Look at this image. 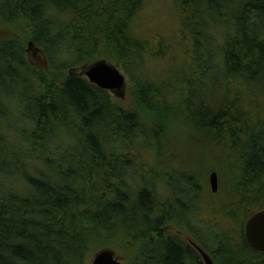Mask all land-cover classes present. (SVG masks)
Segmentation results:
<instances>
[{
  "label": "trees",
  "instance_id": "trees-1",
  "mask_svg": "<svg viewBox=\"0 0 264 264\" xmlns=\"http://www.w3.org/2000/svg\"><path fill=\"white\" fill-rule=\"evenodd\" d=\"M145 3L0 0V19L28 31L0 41V264H91L114 244H132L130 264H204L173 229L187 232L215 264H264L245 238V223L264 210V0H178L177 31L191 39L195 66L180 68L178 88L147 71V55L160 56L166 43L136 31ZM27 41L43 53L44 69ZM101 61L118 63L130 78L128 107L74 73ZM223 91L216 121L247 129L255 145L240 152L230 145L244 167L232 201L216 199L193 172L175 190L158 169L135 168L129 151L146 155L179 121L182 113L162 107L174 93L183 105L173 106L190 119L193 96L208 109L201 94ZM247 115L253 123L243 121ZM158 186L168 189L165 198ZM218 213L226 232L206 216Z\"/></svg>",
  "mask_w": 264,
  "mask_h": 264
},
{
  "label": "rangeland",
  "instance_id": "rangeland-1",
  "mask_svg": "<svg viewBox=\"0 0 264 264\" xmlns=\"http://www.w3.org/2000/svg\"><path fill=\"white\" fill-rule=\"evenodd\" d=\"M175 4L178 6V0H146L145 8L140 14L135 26L136 31L145 39L155 40L156 37H163V40L165 39L163 43L166 44L164 45L163 53L160 55L161 57L159 55L153 56V53L151 56L147 55V71L149 75H151V78H159L161 80L160 84L165 88H178L183 85L177 84L179 82V76L177 74L183 66L189 65L195 70V66L189 59L192 54L190 49L191 43H189L191 39L187 36L181 38L177 31L180 17L177 14L178 10ZM27 34L28 31L20 22L13 25V23L8 24L0 19V41L9 38L25 39ZM30 44L32 43L27 41L26 49L32 62L38 68L44 69L46 63L43 53L33 46V44L32 46ZM153 52H155V49H153ZM180 60L182 62H179ZM107 63L119 70L126 77L124 90L122 92L110 91V94L113 98L124 102L126 107H128L129 95L132 91L130 89L131 80L118 63L114 61H107ZM87 70L88 68L79 67L74 73L78 76L85 77ZM214 77L217 78V76ZM196 84L198 85L200 83L195 82ZM207 92L201 94V97L209 101L210 107L206 109L201 105L203 102L201 98L193 96V109L196 113L195 117L193 116L190 119L187 118L185 109L183 110L180 106L176 109L177 107L173 106L174 104L183 105V98L174 93L171 105H163L162 107L171 110L173 114L175 110L182 113L179 116V121L175 119L171 123L174 125L166 129V134L160 133L157 141L155 139L153 140L155 149L147 152L146 155L143 152H134L133 149L128 154L134 159L136 169H139L138 167L140 165L146 163L147 171L150 169H158L162 178L169 179V181L173 180L172 182L175 181L170 186L171 189L175 188V190H180L183 182L192 175L191 172L204 185L210 182V175L215 172L218 175L219 186L218 191L214 194L216 195V199L219 198L218 200H223L226 203V201H232L227 200L232 197V189H240L242 187L241 182L244 184V167L240 162L239 152L240 150L254 149L255 145L253 142H249L251 140L250 136L248 138L245 137V132L248 131L247 129H241L242 133H240L239 126L230 129V126L225 123L226 120L224 118H220L219 122L216 121L219 117V111L214 106L216 100L219 102V99L226 95V91L216 96L214 95L215 93L206 95ZM237 117L238 115H236ZM258 120H262V124H264V116H260ZM199 121L205 122V126H201L198 123ZM243 121L251 124L253 123V118L247 115ZM230 145L235 146V151L239 152L232 153L230 151ZM131 179L130 182L132 181ZM157 189L160 190L162 198H165L169 194L165 186H158ZM175 195L179 197V192L175 191ZM202 202L203 200L199 203L197 202L196 205L201 207ZM259 208L264 209V201ZM219 213L218 215L206 216L216 221V231L221 232L225 230L226 232L229 229V225L224 223L223 220L225 218ZM220 220L223 221L221 224L222 229H220ZM179 232L177 233L174 229L172 231V233L179 235L185 241H188L191 237L187 232H181L180 230ZM205 236H208V232L205 233ZM232 238L235 239V236H232ZM111 250L114 251L116 258L122 264H130V257L133 254L132 244L121 247L114 244ZM244 258L247 261L246 256Z\"/></svg>",
  "mask_w": 264,
  "mask_h": 264
},
{
  "label": "water",
  "instance_id": "water-1",
  "mask_svg": "<svg viewBox=\"0 0 264 264\" xmlns=\"http://www.w3.org/2000/svg\"><path fill=\"white\" fill-rule=\"evenodd\" d=\"M32 46V44H30ZM88 81L106 91L122 92L126 86V77L121 72L106 61H101L88 68L85 72ZM210 186L213 193L218 191V175L212 173L210 175ZM245 237L248 245L256 252L264 253V210H261L247 221L245 225ZM191 244L201 255L204 264H214L211 256L196 242L191 240ZM91 264H122L115 256L111 249L102 250L97 253Z\"/></svg>",
  "mask_w": 264,
  "mask_h": 264
},
{
  "label": "flooded vegetation",
  "instance_id": "flooded-vegetation-1",
  "mask_svg": "<svg viewBox=\"0 0 264 264\" xmlns=\"http://www.w3.org/2000/svg\"><path fill=\"white\" fill-rule=\"evenodd\" d=\"M245 238H246V237H245ZM191 240L195 242V240H193V238H191V237L188 239L187 242L192 246V244H191V243H192ZM192 247H193V246H192ZM193 248L196 250L195 247H193ZM196 251H197V250H196ZM197 252H198V251H197ZM256 253H260V252H256ZM198 254H199V253H198ZM260 254H261V253H260ZM262 254H264V253H262ZM201 258H202V257H201Z\"/></svg>",
  "mask_w": 264,
  "mask_h": 264
},
{
  "label": "bare ground",
  "instance_id": "bare-ground-1",
  "mask_svg": "<svg viewBox=\"0 0 264 264\" xmlns=\"http://www.w3.org/2000/svg\"><path fill=\"white\" fill-rule=\"evenodd\" d=\"M203 260V259H202Z\"/></svg>",
  "mask_w": 264,
  "mask_h": 264
}]
</instances>
